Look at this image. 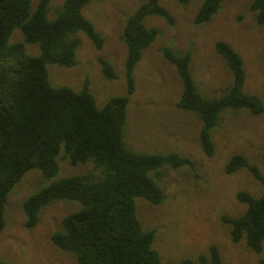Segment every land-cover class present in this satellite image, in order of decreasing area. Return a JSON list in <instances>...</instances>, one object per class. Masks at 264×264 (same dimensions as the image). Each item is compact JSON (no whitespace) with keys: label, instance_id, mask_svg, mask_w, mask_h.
Listing matches in <instances>:
<instances>
[{"label":"rangeland","instance_id":"374dc122","mask_svg":"<svg viewBox=\"0 0 264 264\" xmlns=\"http://www.w3.org/2000/svg\"><path fill=\"white\" fill-rule=\"evenodd\" d=\"M38 0H31V8ZM145 0H89L81 13L92 22L103 39L96 48L88 37L77 31L73 37L79 44L72 66L46 63L49 83L68 86L78 91L85 79L101 107L107 99L125 94L124 60L126 46L121 33L126 17L132 15ZM252 0H222L217 11L206 22L193 18L202 0H159L173 16L169 25L161 16L147 15L146 27L157 29V35L143 49L133 69L134 91L126 106L123 139L127 147L138 153H177L189 163L177 167L163 165L149 171L162 192L159 203L143 197L134 198L135 214L144 230L153 229L152 248L164 264H180L183 259L197 260L209 256L210 246L217 248L226 264H264V241L261 250H251L244 238L233 241L231 226L222 217H238L246 204L238 201L240 190L254 197L263 186L246 167L231 173L225 171L228 159L236 153L244 155L264 176V24H257ZM63 0H49L46 15L53 18ZM223 40L240 55L244 70L242 92L257 95L263 110L253 114L247 108H229L221 112L218 123L210 130L213 152L201 146V118L191 110L181 109L176 102L182 91L181 79L172 62L161 49L189 53V71L203 98L219 97L232 83V73L216 52L215 42ZM9 43L23 42V34L14 27ZM25 52L39 54L36 43H24ZM107 59L116 74L108 79L101 73L97 58ZM58 172L44 177L40 170L25 171L7 194L4 205V227L0 230V259L12 264H76L73 253L57 248L50 235L60 230L61 218L77 210L74 200H53L39 210L36 224L24 226L23 201L51 181L74 174L95 172L91 160L69 164L62 149L57 155Z\"/></svg>","mask_w":264,"mask_h":264},{"label":"trees","instance_id":"16d2710c","mask_svg":"<svg viewBox=\"0 0 264 264\" xmlns=\"http://www.w3.org/2000/svg\"><path fill=\"white\" fill-rule=\"evenodd\" d=\"M89 0H63L53 18L46 15L49 0H0V230L4 227V205L7 194L20 177L31 168L50 178L58 172L57 155L62 149L69 164L91 160L101 175L85 172L61 177L29 195L22 203L24 226L33 227L41 207L53 200H74L77 210L64 215L60 230L50 235L59 249L74 254L76 264H164L152 248L154 230H144L135 214L134 198L140 196L151 203L162 199L160 187L149 171L163 165L177 167L189 159L177 153H138L126 146L123 128L126 106L134 91L133 69L144 48L157 35V29L146 27L144 18L155 14L169 25L174 19L159 0H145L126 17L121 38L126 46L124 60L125 94L115 95L98 107L85 79L75 91L68 86L49 83L46 63L72 66L75 49L82 31L96 48L103 39L81 8ZM186 3L188 0H177ZM222 0H202L193 22H206L217 11ZM257 24H264V0H252ZM18 27L23 42L9 43L11 30ZM36 43L37 56L25 52L24 43ZM223 57L233 79L219 97L203 98L189 71V53H176L169 47L161 49L172 62L181 79L182 91L176 106L191 110L202 120L199 132L202 148L213 152L210 130L221 112L229 108H247L253 114L263 110L261 99L242 92L244 70L240 55L223 40L214 44ZM104 77H116L111 63L97 58ZM246 167L261 182L262 194L254 197L238 191V201L246 204L238 217H222L231 226L233 241L245 239L247 246L259 252L264 241V176L240 154H233L225 165L231 173ZM98 169V170H99ZM0 264H12L2 261ZM180 264H226L217 248L210 246L209 256L196 261L183 259Z\"/></svg>","mask_w":264,"mask_h":264}]
</instances>
